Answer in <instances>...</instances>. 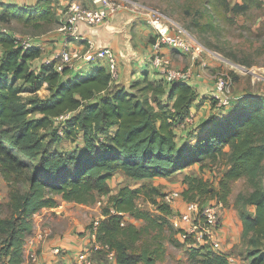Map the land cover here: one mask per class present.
Returning <instances> with one entry per match:
<instances>
[{"label":"trees","instance_id":"trees-1","mask_svg":"<svg viewBox=\"0 0 264 264\" xmlns=\"http://www.w3.org/2000/svg\"><path fill=\"white\" fill-rule=\"evenodd\" d=\"M251 1L256 0L231 9H246ZM51 4L52 0L2 3L0 19L39 27L41 20L54 19ZM41 53V45L23 47L11 32L0 30V174L8 186V214L0 215V264L23 261L34 214L56 206L58 195L90 204L110 192L108 179L116 171L138 182L168 177L194 162H215L220 157L228 167L216 184L190 173L183 179L188 187L182 193L191 192L186 201L204 196L200 205L208 199L225 205L231 182L244 177L251 189L238 193L237 202L245 257L248 264H264V183L260 179L264 96L243 97L224 115L208 118L194 143L179 144L174 126L190 113L197 96L195 86L185 79L167 81L150 67L161 77L145 79L141 86L133 80L127 89L115 82L118 78L112 80L100 61H89L88 71L74 72L68 66L55 67V59L40 60ZM44 83L48 96L23 98V91L35 92ZM136 87L140 95L130 92ZM34 112L38 115L32 116ZM62 139L78 147L58 150L55 144ZM225 145L230 147L228 153ZM145 184L120 186L102 207L104 217L96 226V240L114 251L115 264H157L164 256L161 228L164 224L173 228L167 217L171 209L162 203L161 215L155 216L141 208L136 198ZM129 218L146 223L138 226ZM201 250L205 263L230 264L226 253L211 250L207 243L198 245L195 254ZM103 252L106 256L104 247L91 251L93 263V255L103 256Z\"/></svg>","mask_w":264,"mask_h":264},{"label":"rangeland","instance_id":"rangeland-1","mask_svg":"<svg viewBox=\"0 0 264 264\" xmlns=\"http://www.w3.org/2000/svg\"><path fill=\"white\" fill-rule=\"evenodd\" d=\"M73 1L81 7H93L91 0H70L69 2H67L66 0H52L51 6L53 11L55 12V17L53 20H51L52 22H47V20H41V26L37 27L33 24L25 23L17 19L6 18L4 20L0 19V30H7L11 32L16 37L19 44H21L25 39L30 38L35 43L43 46L44 49L39 58L42 61H44L46 58H50L52 55L58 53V51H60L66 46L62 43L60 44L61 41L64 42L66 40L69 41V43H72L73 41L80 42L79 44H77L78 49L71 48L68 46L72 52L71 61L67 63L62 62L61 60H59V58L55 59V67L63 68L65 66H68V68H73V65L80 60L87 61L83 56L88 48V44L86 43V41L81 40L80 38L75 39L68 32L59 30V27L63 25L66 21V11H69L67 7L69 6V3H72ZM113 1H121L124 6H127L126 8L121 10H125L129 15L134 16L133 21L139 20L143 23L144 26H142V32L144 31V29H146L149 30V32L151 33L144 40H141V38L139 37V41L142 42V48H148V52L146 53L145 58H147L146 60H148V71H150L152 74L159 75L158 73H156V71L150 69L151 66L149 65L150 54L152 53V41L155 40L158 31L156 24L151 22V17H147L148 13L152 12V18H155L158 15L159 21L164 26H168L167 32H172L179 25L182 26L187 30L188 33L192 35L195 40L204 45L206 48L209 49L210 52L213 53L212 54L209 52L211 55L210 56L205 53V50L202 52H196L195 50H178L172 48L170 45H162V48L160 50V52L165 56V58H168L169 69L187 71L190 67L192 68L193 73L190 76H186L182 79L191 78L196 75L203 76V71L205 69H208L210 75L207 76L206 80L210 85L209 91L212 92V97H201V100L203 102L207 101L211 104L210 108L208 109L207 105H209V103H207V107L205 108V110L207 109V111L204 112L205 114L208 111L210 112L212 109H216L215 112H218V115L222 116V111L225 108L233 109L237 105L238 100H242L243 97H256L260 95L264 96V0H256L254 2L251 1L249 3L250 6L248 8H238L239 10L237 11L232 10L231 7L233 5H241L242 3H245V0ZM10 2L12 3L13 1L3 0V3ZM22 5L26 4L22 3ZM2 13L3 6L0 7V15ZM116 13H118V11L112 13L111 15H108V17L102 24L106 23L108 19L113 18ZM96 26L98 25L92 26L91 28ZM86 28L88 29V27ZM133 34L134 36H137V39L138 35L140 36V32L135 33L134 31ZM137 39L132 42L134 43L133 46L136 49L138 48ZM81 44H85V46L80 47ZM164 47L173 49V51L171 50L172 54L168 52L165 53L163 49ZM178 51H182V53L184 54L180 53L181 55L179 57L182 66L177 68L173 64V59H175L173 57H176V59L178 58ZM195 54L196 56H193ZM186 57H189V61L191 62V64L185 63V60L187 59ZM202 61H205V64L201 65ZM143 68H146V66H144ZM220 75L226 76L229 82L227 90L223 95L226 98L228 97L230 101L227 106L220 105L218 101L219 99L214 96V81L216 80V77ZM145 79H150V76H145L143 79H137V81H139L140 83V86L143 85ZM132 82V80H129L127 86H130ZM130 92L140 95L138 87L130 90ZM21 94L25 99L44 98L49 95V90L47 88L46 83H44L40 87V89L35 92L23 91ZM213 106H215L216 108H213ZM190 113L192 114L191 121L182 125V120L178 124L176 123V125L174 126V130L177 135L178 131L183 132L187 129H191L192 124L194 122V114L192 112ZM37 115L38 114L36 112L32 114V116ZM217 118H219V116ZM52 128L53 127H51V129ZM49 138L50 135L48 134L46 140H48ZM55 147L58 150L60 149L62 151H67L78 146H76V142L69 141L68 139H62L55 144ZM207 166L210 167V165ZM200 173H202V171ZM200 173L198 172L194 174L197 176H202L200 175ZM204 176L206 177L204 179H207V177H209L208 179L218 177L217 175L215 176L213 174V171L211 173L206 172ZM184 177L185 174L177 173L172 174L164 180H150L149 182H145L146 184L143 186L142 191L136 198V203L141 208L150 211L155 216L161 215L159 205L162 203L169 205L171 209V212L169 215H167V217L169 218V221L172 225L171 227L173 228H169L166 224L162 225L161 239L164 242L165 252L163 258L159 260V264H208L205 263L203 260V255L205 252L204 250H201L199 254H195V252H197L198 245L201 244L196 238L197 233H192L191 236L187 239L188 242L185 238L181 236L185 231L191 229L193 224H198L196 222L199 219V215H196V212H188L189 220H186L182 217V211L187 212V206L185 208V204L186 200H188V197L191 195V192L187 193V195H184L182 193L183 190L188 187L187 182L184 183ZM260 179H263L264 183V167L261 170ZM3 181L4 184L0 181V215H7L8 186L4 179ZM136 183V181L131 180L127 176H124L123 178L115 176L113 181L114 189L116 190L117 187L120 185L122 186L128 184L130 186H133L137 185L139 182L137 184ZM230 186L231 188L228 198H231V202L233 201L237 207L238 193L242 192L246 194L250 191L251 187L244 178H240L234 182L232 181ZM175 192L178 194L177 196H174L173 193ZM56 197L60 196L58 195ZM105 199L106 198L98 197V200H100L101 204L97 203L98 200L96 201L97 205L100 207V212H102V207L106 204ZM195 201H205L204 196L196 195ZM206 201L217 202L219 205L220 213V208L222 205L221 202H218L217 200L213 199H208ZM41 209H39L38 211H40ZM103 217L104 216L102 214L99 219L90 221L86 224V226L90 225V227L87 226V231H89L90 234L93 236V240H91L86 245V248L89 249L90 246L94 243L100 244V242L96 240L95 229L98 224V221ZM125 219L127 220L128 217H126ZM125 219H123L124 222H126ZM129 221L136 223V225L138 226H141L146 223L143 219H130ZM94 222H96L97 224L93 227ZM91 226L93 228H91ZM219 226L220 222L219 225L212 231V233L215 232V230ZM154 231L155 230H153L151 233H154ZM48 232V228L44 225L40 226V228L35 232L32 241V247L35 251L36 249L33 245L35 239H43L48 234ZM39 233H43V237H39ZM209 240L211 239H206L205 243L208 244ZM222 241L224 243V252L222 253L227 252V260L230 262V264H248V259L245 257V249L239 250V243L231 240L229 237L222 238ZM227 245H229L228 248ZM103 253V256H105V252ZM36 254H38L37 251Z\"/></svg>","mask_w":264,"mask_h":264},{"label":"crops","instance_id":"crops-1","mask_svg":"<svg viewBox=\"0 0 264 264\" xmlns=\"http://www.w3.org/2000/svg\"><path fill=\"white\" fill-rule=\"evenodd\" d=\"M12 1L13 3H17L18 5H22V3L30 5L33 4V2H35L36 0ZM66 1L69 2L70 0ZM92 6H100V3L96 4L92 1ZM133 20L134 16L129 15L125 10H120L118 11V13L115 14L113 18L108 19V21L104 24H100L90 29H87L83 25L80 28L83 37L92 40L95 43L96 47L100 45H110L113 48L117 57L119 69V76L115 82L120 85H124L127 89L129 88V86H127L129 80L133 81L138 78L143 79L145 76H150V79L161 77L160 75L152 74L150 71H148V60H146L147 58H145L146 53L148 52V48H142V42L139 41V37L141 38V40H144L151 33L149 32V30L146 29H144V31L142 32V26H144L143 23L139 20ZM134 31L135 33L140 32V36L138 35V39L137 36H134ZM135 39H137V49L134 48V43H132L133 41H135ZM61 43L71 48L78 49L77 44H79L80 42L73 41L72 43H69V41L65 40L64 42L61 41L60 44ZM81 46L83 47L85 46V44H81L80 47ZM41 48L43 51L44 47L41 46ZM163 49L165 53L168 52L172 54L173 49H169L167 47H164ZM178 53L179 54L177 59L176 57H173L175 58L173 59V64L177 68L182 66L179 56L181 54H184L182 53V51H178ZM186 58L187 59L185 60V63L191 64V62L189 61V57ZM91 63L89 61L80 60L73 65L72 70L74 72L88 71L89 67L91 66ZM144 66H146V68H143ZM208 75H210V72L208 71V69H205L203 71V76L196 75L191 78L185 79V81L195 86L197 96L192 102L190 108V112L194 114V122L192 124L191 129H187L183 132L178 131L177 141L179 144L194 143L196 141L197 136L199 135V131L207 125L205 121H207V119L211 118L213 115L217 116L219 114L218 112H215L216 109H212V112L210 111L211 114L209 111L206 114L204 113L207 111V109L205 110V108L208 106L209 109L211 104L207 101L203 102L201 100V97H212V92L209 91L210 85L206 80ZM207 103H209V105H207ZM213 108L216 107L213 106ZM228 110L230 109L225 108L222 111V114H225ZM223 149L226 153H228L230 147L229 145H225ZM207 165H210V167H208ZM227 167L228 165L225 162V158L220 157L215 162H210V160L194 162L176 171L174 174L183 173L187 175L190 173H200L202 171L200 175L204 176L206 172L211 173L213 171V174L219 177ZM115 176L123 178L126 175L122 171L114 172V174L108 179V184L111 190L108 194L101 195V198H106L105 200H107L108 196L117 193L121 185L117 187V190L114 189L113 181ZM168 177L156 176L150 179L140 180L138 181L139 183H137H145L149 182L150 180H164ZM218 177L212 179H208L209 177H207V179L210 182L216 184ZM204 178L206 177L204 176ZM236 180H233V182ZM0 181L4 184L1 174ZM57 199L59 201L58 205L49 208H42L35 214L33 218V230L30 235H28L26 243L24 245V258L27 256L28 251L33 248L32 241L35 232L42 225L46 226L49 232L41 240L36 238L33 245L35 246V249L38 252L40 260H42L46 264H75L77 253L81 249L85 248L91 240H93V236L90 234L89 231H87L86 224L90 221L99 219V217L102 216V212L99 211L100 207L97 205V203L94 202L90 204H81L76 202L65 201L61 199V197H57ZM248 208L250 212L253 211L252 206ZM238 210L239 206L236 207L234 202H231V198L227 199V203L225 205H221L220 226L215 230V232L210 235L209 238L211 240L208 241V245L211 250L224 252V243L222 241V238L226 237H229L231 240L239 243V250L245 249L246 244L244 242V239L242 238V223ZM229 245H227V248ZM55 249H62V253L60 255L56 254L54 252ZM93 259L94 264H115V259H110L107 256L95 257L93 255ZM138 264L142 263L139 262ZM157 264H159V261L157 262Z\"/></svg>","mask_w":264,"mask_h":264},{"label":"built area","instance_id":"built-area-1","mask_svg":"<svg viewBox=\"0 0 264 264\" xmlns=\"http://www.w3.org/2000/svg\"><path fill=\"white\" fill-rule=\"evenodd\" d=\"M94 3H100V6L93 7H81L74 1L69 3L67 9L66 21L63 25L59 27L60 31L68 32L73 38H80L81 40L86 41L88 44L87 51L84 54V58L87 61H100L102 62L107 71L110 73L112 80H116L119 76L118 61L115 55L113 48L110 45H100L96 47L95 43L83 37L81 33V26L91 28L95 25L102 24L108 15L115 13L121 9L126 8L121 1L113 0H92ZM3 3V0H0V7ZM152 13V12H151ZM148 13L147 17H151V22L156 24L158 33L156 34L155 40L152 42V53L150 54L149 65L156 69L167 81H175L182 79L186 76H190L193 73L192 68L190 67L187 71H179L175 69L168 68V58L160 52L162 45H170L172 48L180 50H195L196 52L206 51L208 55L210 52L208 48L195 40L190 33L187 32L182 26H177L172 32L168 31V26H164L160 21L158 15L155 18H152V14ZM155 14V13H154ZM153 14V15H154ZM80 31V32H79ZM80 35V36H79ZM37 43L33 42L30 38L25 39L21 45L23 47H29ZM40 45V44H37ZM210 52V53H209ZM197 54V53H196ZM193 55V56H196ZM213 54V53H212ZM211 56V55H210ZM53 59L61 60L62 62H69L72 59V52L69 47L66 45L63 49L58 51V53L52 55L50 58H46L44 61L49 62ZM230 62V61H229ZM205 64V61L201 62V65ZM61 69L62 67H57ZM218 77V78H217ZM215 82L214 96L218 98L220 105L227 106L230 101L228 97H224L225 91L229 85L228 79L224 75L217 76ZM69 113L61 115L60 118H65ZM192 114L189 113L182 122V125L191 121ZM174 196L178 194L173 193ZM98 204L100 200L97 201ZM187 206V212L182 211V217L186 220H189L188 212H196V215H199V219L196 223L193 224L192 228L188 231H185L181 236L185 239L189 238L192 233H197L196 238L200 243H205L206 239H209L212 231L219 225V205L217 202H207L200 205L197 201H186L185 208ZM97 223L94 222L93 227ZM123 224V222H121ZM199 230V231H198ZM198 231V232H195ZM46 234V233H45ZM39 237H43V233H39ZM41 239V238H39ZM104 247L106 249V256L110 259H114L115 254L112 249H108V246L102 244L94 243L90 248L81 249L76 255L75 264H94L93 260L90 257L92 250L97 248ZM56 254L60 255L62 253L61 249H55ZM20 264H46L40 260L36 251L31 248L27 256L23 259Z\"/></svg>","mask_w":264,"mask_h":264}]
</instances>
